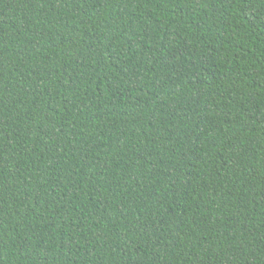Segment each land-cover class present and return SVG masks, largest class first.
Listing matches in <instances>:
<instances>
[{
    "label": "trees",
    "instance_id": "obj_1",
    "mask_svg": "<svg viewBox=\"0 0 264 264\" xmlns=\"http://www.w3.org/2000/svg\"><path fill=\"white\" fill-rule=\"evenodd\" d=\"M0 264H264V0H0Z\"/></svg>",
    "mask_w": 264,
    "mask_h": 264
}]
</instances>
